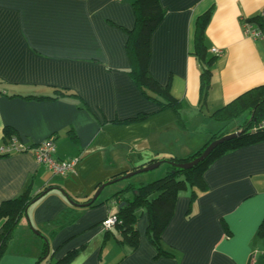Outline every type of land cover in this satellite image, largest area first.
<instances>
[{
    "label": "crops",
    "instance_id": "obj_1",
    "mask_svg": "<svg viewBox=\"0 0 264 264\" xmlns=\"http://www.w3.org/2000/svg\"><path fill=\"white\" fill-rule=\"evenodd\" d=\"M132 2L0 0V146L10 127L25 148L52 137L55 159L79 158L73 173L55 177L30 150L0 155V205L47 188L27 209L26 224L0 264H37L45 244L49 257L41 264H54L72 250L79 253L70 264H264L258 232L264 219V140L216 159L204 174L207 190L195 201L188 191L179 193L161 236L171 258H154L146 213L137 221L133 251L107 235L113 226H103L115 213L114 201L95 208L69 204L67 197L84 204L98 185L153 160L161 162L156 170L130 181L161 178L165 158L202 149L223 128L211 114L264 85V40L243 30L246 20L263 11L264 0H159L165 13L151 37L148 69L182 103L186 129H178L175 111L160 109L129 76L125 45L134 24ZM207 12V48L222 54L213 63L202 104L194 33L198 17ZM55 90L62 95L53 100L23 98ZM242 117L223 132L241 130ZM128 180L110 184L113 190L104 196L105 187L99 201L124 189ZM65 211L76 220L61 227L56 221Z\"/></svg>",
    "mask_w": 264,
    "mask_h": 264
},
{
    "label": "trees",
    "instance_id": "obj_2",
    "mask_svg": "<svg viewBox=\"0 0 264 264\" xmlns=\"http://www.w3.org/2000/svg\"><path fill=\"white\" fill-rule=\"evenodd\" d=\"M132 8L134 12V24L131 30L127 31L126 53L130 63L129 76L134 81L138 89L147 98L153 100L160 109L171 108L177 114V128L180 130L186 129V124L180 115L181 102L173 99L169 93L168 86L160 85L149 73L148 63L150 59V43L151 37L161 22L164 16L159 0H133ZM209 13H204L198 17L195 24L194 33V52L193 55L199 66L200 71V89L202 94V104H205L206 98L211 88L212 66L217 56L213 55L207 48L204 38V27L208 20ZM255 28L262 29L264 32V19L260 15L256 18L246 20ZM62 95L61 91L55 90L53 95L49 96H34L28 95L23 98L26 100H53ZM145 115L138 116L144 117ZM239 116L242 117V124L239 126L242 133L239 137L215 147L203 161H200L191 168L184 169L179 165L190 163L197 157L201 156L205 148L213 141L227 135L223 129L233 122ZM252 119L250 120V117ZM136 117L135 119H137ZM214 121L223 125V128L211 136L208 144L202 149L190 153L183 158H165L166 170L164 175L156 180L146 183L134 185L130 182L124 189L117 191L104 202L97 199L90 203V208H95L102 203H110L114 201L116 204L115 217L116 223L112 230L107 232V235L114 236L116 242L120 245H125L135 250L139 243L137 232V221L142 212L146 213L147 238L151 246L156 251L155 259L171 258L172 254L163 249L161 245V236L173 217L176 200L179 193L188 191L190 201L196 200L199 193L207 190L204 174L209 169L211 164L221 156L256 144L264 140V130H256V126L264 120V85L252 88L242 95L235 98L227 105L216 110L212 116ZM135 119H130L133 121ZM250 120V121H249ZM5 143L15 137V132L10 127L4 129ZM156 160L149 163L153 164ZM142 168V166L133 169ZM114 176L112 180H116L121 176ZM101 185V184H100ZM98 185L97 188L100 186ZM44 191H40L37 195L29 194L25 191L18 197L4 201L0 205V259L5 255L10 241L15 236V233L26 224L27 209L32 203H35L42 197ZM73 200L72 198H70ZM91 198L85 202H90ZM77 203L76 200H74ZM76 220V216L71 212L65 211L60 214L56 223L61 221V227L70 225ZM259 235L264 238V219L258 228ZM48 246L45 244L37 264L43 263L48 259ZM79 250L68 252L63 258L56 260L54 264H70L78 255ZM48 262V261H47ZM46 262V263H47Z\"/></svg>",
    "mask_w": 264,
    "mask_h": 264
},
{
    "label": "built area",
    "instance_id": "obj_3",
    "mask_svg": "<svg viewBox=\"0 0 264 264\" xmlns=\"http://www.w3.org/2000/svg\"><path fill=\"white\" fill-rule=\"evenodd\" d=\"M260 17L264 19V9L260 13ZM243 30L245 35L254 40H264L263 30L255 28L248 22L243 23ZM211 52L217 57L222 54V51L216 49H212ZM256 130H264V120L258 124ZM21 150H30L34 155L36 162L45 166L55 177H64L67 174L73 173L77 163L79 162V158H74L68 161L55 159L53 156L55 147L52 137L31 148L23 147L20 141L17 140L16 137H13L0 146V155L17 153ZM114 220L115 217L106 219L104 222V225L107 226L106 228H109L111 225H113ZM248 264H253V262L249 260Z\"/></svg>",
    "mask_w": 264,
    "mask_h": 264
},
{
    "label": "water",
    "instance_id": "obj_4",
    "mask_svg": "<svg viewBox=\"0 0 264 264\" xmlns=\"http://www.w3.org/2000/svg\"><path fill=\"white\" fill-rule=\"evenodd\" d=\"M242 133V130L240 131H237V132H234V133H231V134H227L225 136H223L222 138L220 139H217L213 142H211L206 148L205 150L203 151V153L201 154V156L197 157L195 160H193L192 162L190 163H186V164H181L179 165L181 168H184V169H188V168H191L193 167L194 165H196L197 163H199L200 161H203L205 158H207V156L210 154V152L215 148L217 147L218 145L222 144L223 142L225 141H229V140H232L234 138H237L240 136V134ZM161 162H155L147 167H144V168H140V169H137L133 172H129L123 176H121L120 178L116 179V180H112V181H108L106 183H103L101 184L97 189L96 191L94 192L93 196L91 197V200H90V203H93L95 202L98 197L100 196L102 190L109 186L110 184H113L117 181H122V180H127V179H130L132 178L133 176L137 175V174H142V173H147V172H150L156 168H158L160 166ZM67 200L69 202L70 205L72 206H75V207H82L83 205L81 204H77L76 202H74L73 200H71L69 197H67ZM88 205V204H86ZM49 252V249L47 248V253Z\"/></svg>",
    "mask_w": 264,
    "mask_h": 264
},
{
    "label": "rangeland",
    "instance_id": "obj_5",
    "mask_svg": "<svg viewBox=\"0 0 264 264\" xmlns=\"http://www.w3.org/2000/svg\"><path fill=\"white\" fill-rule=\"evenodd\" d=\"M212 53V52H211ZM212 115V114H211ZM252 119V116L250 117V120ZM249 120V121H250ZM235 124V123H234ZM234 124H232L231 126H233ZM235 125H237V123L235 124ZM255 128H257V126L255 127ZM240 131V130H239ZM4 155H8V154H4ZM156 170V169H155ZM154 171V170H153ZM144 174V173H143ZM143 174H137V175H135V176H133L132 178V180L133 181H136L137 179H139V177L140 176H142ZM107 190V191H106ZM108 190H113V187L112 186H109V187H107V189H105V191H104V193H103V195L105 196L109 191ZM102 197V196H101ZM78 204V203H77ZM86 204H88V205H86ZM81 205H83V204H81ZM89 205H90V202H86V203H84V205L82 206V207H85V208H90L89 207ZM111 217H115V215H113V216H111ZM111 217H109V218H111ZM105 222V221H104ZM104 222H103V226H104V228L106 229V227L107 226H105L104 225ZM115 223H116V217H115V220H114V222H113V225H111V226H114L115 225ZM110 226V227H111ZM109 227V228H110ZM108 229V228H107ZM19 232H20V229L15 233V236L13 237V239L12 240H16V238H18V236H19ZM33 232L35 233V231L33 230ZM11 240V241H12Z\"/></svg>",
    "mask_w": 264,
    "mask_h": 264
}]
</instances>
